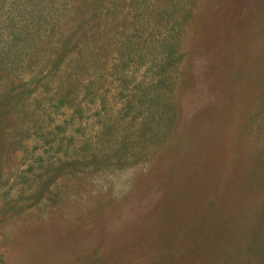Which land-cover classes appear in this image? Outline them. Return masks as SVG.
<instances>
[{
    "label": "trees",
    "instance_id": "obj_1",
    "mask_svg": "<svg viewBox=\"0 0 264 264\" xmlns=\"http://www.w3.org/2000/svg\"><path fill=\"white\" fill-rule=\"evenodd\" d=\"M238 1L0 0V134L14 148L32 132L34 150L46 147L14 176L31 204L53 196L61 178L145 172L179 151L161 182V206L136 220L134 248L154 249L153 264H264V198L255 207L245 201L249 189L264 188V98L261 90L253 101L249 42L230 24ZM249 5L244 14L262 21L264 0ZM199 21L206 36L186 61V27ZM40 88L58 112L69 106L79 118L82 106L94 107L95 138L73 115L69 126L49 129L47 108L38 113L31 103ZM247 212L256 216L251 227Z\"/></svg>",
    "mask_w": 264,
    "mask_h": 264
},
{
    "label": "rangeland",
    "instance_id": "obj_2",
    "mask_svg": "<svg viewBox=\"0 0 264 264\" xmlns=\"http://www.w3.org/2000/svg\"><path fill=\"white\" fill-rule=\"evenodd\" d=\"M259 1H238L237 6L242 5L237 16L235 15L234 20L230 22L234 28L239 27V30H242L243 36L249 42L248 65L256 74L250 73L249 87L252 90L253 101L260 98L261 90L260 95L264 98L262 89L264 88V12L262 10L260 12L262 21L255 22L248 17L249 9L246 15L244 14L243 6L248 3L249 7H252L253 3L258 4ZM211 28L214 30L216 27L211 24ZM200 35L206 36L203 21H199L196 25L194 23L187 25L182 47V50L187 52L186 61L189 57L188 53L191 54V45L196 43L199 37L201 38ZM214 37V34L209 36L213 39ZM209 38L207 35V39ZM213 50L214 47L210 52ZM145 68L140 70L141 74L144 73ZM27 80H29L28 76ZM256 91L257 93H254ZM115 92L114 88H109L110 101L117 100L113 109L120 108ZM42 98V88H40L32 95L31 103L35 104L36 108H40L38 113L47 110L51 115L50 121L54 119L49 129L58 123L69 126L73 123L70 118L73 115L74 122L79 124L83 122L82 127L87 129L93 139L98 134L99 129L95 124L97 111L94 107L90 111L86 106H82L84 110L78 118L73 113L72 107H61L58 112L54 103L46 104ZM45 121L47 122V119ZM184 121L187 122L185 118ZM88 124L91 126L88 127ZM3 133L0 134V156L5 158L3 166H0V264H91L97 258H102V262L106 264H117V259L120 260L122 256L125 259L119 261L121 264H153L156 255L154 249H149L147 246L143 250L139 247L140 242L137 244L140 249L134 248L138 238L142 237L140 225L135 226V224L143 213L146 220L148 212H152L155 206H161V182L178 167L175 155L179 151L172 154L173 156L166 154L159 162L151 160L145 172L136 166V169L117 173L100 171L89 177L61 178L52 188L53 196H44V200L33 205L27 195H24L27 191L21 193V189L27 185L21 179L14 181V176L24 175L31 162L35 160L28 158V154L35 153V157L38 158L43 155L46 147H36L34 150L37 142L34 133L31 132L30 137L21 139L19 145L13 148L10 145L13 141L6 140ZM168 148L169 146L165 147L163 151ZM253 151L254 149H251L249 152ZM246 181L253 188L251 177L246 178ZM13 183L17 186L12 187ZM248 192L249 195L245 198L246 207L263 205L264 188L261 190L259 188L258 191L249 189ZM241 199L244 201L243 196ZM12 208L21 209L15 214ZM252 217L256 216H247L242 222L249 226L255 222ZM242 222L238 224L242 226ZM247 230L248 227L246 233ZM143 233L145 236L150 235V232ZM251 234L249 232L248 235ZM115 250H119V255L114 252Z\"/></svg>",
    "mask_w": 264,
    "mask_h": 264
}]
</instances>
